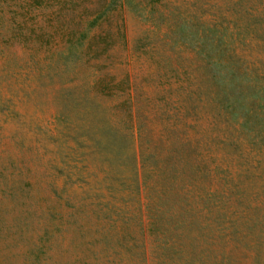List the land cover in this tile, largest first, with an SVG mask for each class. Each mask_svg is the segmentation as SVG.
<instances>
[{
    "label": "rangeland",
    "instance_id": "374dc122",
    "mask_svg": "<svg viewBox=\"0 0 264 264\" xmlns=\"http://www.w3.org/2000/svg\"><path fill=\"white\" fill-rule=\"evenodd\" d=\"M232 8L262 19L264 0H0V264H264V143L202 107L196 39L181 41L182 24L239 23ZM255 28L236 48L264 72ZM175 144L207 167L179 185L195 213L171 255L148 227L141 149Z\"/></svg>",
    "mask_w": 264,
    "mask_h": 264
},
{
    "label": "trees",
    "instance_id": "16d2710c",
    "mask_svg": "<svg viewBox=\"0 0 264 264\" xmlns=\"http://www.w3.org/2000/svg\"><path fill=\"white\" fill-rule=\"evenodd\" d=\"M232 9L239 16L237 19L239 23L234 20L229 25L220 21L199 22L192 32H187L186 25L182 24L181 41L188 45L191 37L196 39L194 48L201 58V69L199 68L197 74L198 84L192 93L199 98L202 107L211 109L244 143L252 148H258L264 143V72L245 64L236 47L248 45L245 39L251 33L254 35L257 33L255 25L264 20V15H261L260 19L249 14L245 8L241 11L237 8ZM261 37L264 38V30ZM145 154V150L141 149L142 182L146 183L150 171H144L146 170L144 163L148 161L155 163L151 169L155 173L151 190L155 189V193L158 194L157 203L151 200L149 194L145 205L149 217L148 227L159 240L162 253L171 252V255H177L181 251L176 244L177 229L185 225L187 214L192 216L191 212L195 213L193 202L184 196L182 190L180 192V186L184 183L194 185L193 172L199 179L205 172L207 164L202 159L191 160L187 149L177 144L171 147V152L160 158L155 157L152 152H147L146 156ZM177 158L185 164L180 166L178 161L175 163ZM138 186L139 183L136 182L134 187ZM181 194L182 199L186 201L187 209L181 208L179 211ZM168 195L179 199L169 200ZM208 196L209 198L205 200L214 203L222 202L224 197L218 186ZM198 203L199 201H196L197 205ZM164 205V208L175 211L170 214L161 211L159 207Z\"/></svg>",
    "mask_w": 264,
    "mask_h": 264
}]
</instances>
